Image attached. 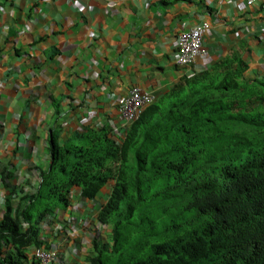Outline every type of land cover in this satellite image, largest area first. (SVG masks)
Here are the masks:
<instances>
[{"label":"trees","instance_id":"trees-1","mask_svg":"<svg viewBox=\"0 0 264 264\" xmlns=\"http://www.w3.org/2000/svg\"><path fill=\"white\" fill-rule=\"evenodd\" d=\"M244 51L183 69L122 130L106 116L54 133L37 184L7 199L0 264H41V249L82 264H264V73Z\"/></svg>","mask_w":264,"mask_h":264},{"label":"crops","instance_id":"crops-1","mask_svg":"<svg viewBox=\"0 0 264 264\" xmlns=\"http://www.w3.org/2000/svg\"><path fill=\"white\" fill-rule=\"evenodd\" d=\"M204 22L207 53L187 73L241 46L264 73V0H0V220L37 184L31 167L46 166L54 133L64 142L106 116L120 125L132 88L161 96L179 82L178 36Z\"/></svg>","mask_w":264,"mask_h":264},{"label":"built area","instance_id":"built-area-1","mask_svg":"<svg viewBox=\"0 0 264 264\" xmlns=\"http://www.w3.org/2000/svg\"><path fill=\"white\" fill-rule=\"evenodd\" d=\"M259 0H244L246 6H254ZM73 2V1H72ZM210 24L204 22L198 26L184 30L180 33L177 39V58L176 64L180 67L192 66L199 57L205 54L204 37ZM153 101L152 97L141 93L139 89H133L130 96L124 101L120 107V113L123 118L132 121L136 118V111ZM56 253L40 252L38 258L43 264H52L56 260Z\"/></svg>","mask_w":264,"mask_h":264},{"label":"clouds","instance_id":"clouds-1","mask_svg":"<svg viewBox=\"0 0 264 264\" xmlns=\"http://www.w3.org/2000/svg\"><path fill=\"white\" fill-rule=\"evenodd\" d=\"M243 1V6H245L246 8H250V9H253V8H255V7H258L259 5H260V1H262V0H259L254 6H246L245 5V2H244V0H242ZM208 23V22H207ZM210 30V29H209ZM208 30V31H209ZM208 33V32H207ZM206 33V34H207ZM206 36V35H205ZM204 41H205V37H204ZM204 50H205V54L204 55H206V53H207V50H206V48H205V43H204ZM202 57V56H201ZM200 58V57H199ZM198 58V59H199ZM196 63V62H195ZM194 63V64H195ZM193 64V65H194ZM192 65V66H193ZM178 66V65H177ZM192 66H190V67H181L182 69H186L187 71H188V69L189 68H191ZM178 67H180V66H178ZM133 89H139L140 91H141V93H143V94H147V95H149V96H151L152 97V99H153V101L150 103V104H146V105H144V106H142V107H140L137 111H136V118L134 119V120H132V121H128V120H126V119H124L123 118V116H122V114L120 113V107H121V105L124 103V101L130 96V93H131V91L133 90ZM160 96H157V95H154V94H152V93H149V92H145L144 90H142L141 88H139V87H134V88H132L131 90H130V92H129V94H128V96L122 101V103H120L119 104V106L117 107V114H118V117L120 118V121H122L121 122V124L119 125V124H117L116 122H115V124H116V128L118 129V130H122L123 128H125L127 125H130V124H132V123H134L139 117H140V115L142 114V112H143V110L145 109V108H147V107H149V106H151V105H153L157 100H158V98H159ZM55 106H56V104H55ZM57 107V106H56ZM112 118H115V117H112ZM115 119H117V118H115ZM110 188H111V185H110ZM109 193L110 192H107V193H105V194H103V198L101 199V201H100V203L99 204H97L96 206H92V204H90L93 208H91V212L92 213H96V212H98L99 210H100V208H101V204H103V203H105L106 202V200L108 199V195H109ZM75 204H78L80 207H78L77 208V210H75V212H78L79 213V211L82 209V204L80 205V203H79V201L77 200V199H75ZM87 205V204H86ZM88 206V205H87ZM89 207V206H88ZM80 215H82V213H80ZM2 221V219L0 220V222ZM74 236L75 235H77V232H76V230L74 231ZM45 249H41V251H39V252H35L34 253V255H35V258L38 260V261H40V263L41 264H43L42 262H41V260L38 258V254L40 253V252H45V253H49V254H52V253H56L57 254V257H56V260L52 263V264H77V262H76V260L75 259H77V261L79 262V264H82L83 262H84V260L82 259V258H80V257H74L73 259L71 258V256L69 257V258H67L66 256H64V255H62L60 252H58V251H50V252H46V251H44ZM76 253V252H75ZM65 259L66 260H68V262H66L65 261Z\"/></svg>","mask_w":264,"mask_h":264},{"label":"rangeland","instance_id":"rangeland-1","mask_svg":"<svg viewBox=\"0 0 264 264\" xmlns=\"http://www.w3.org/2000/svg\"><path fill=\"white\" fill-rule=\"evenodd\" d=\"M46 168V167H45Z\"/></svg>","mask_w":264,"mask_h":264}]
</instances>
